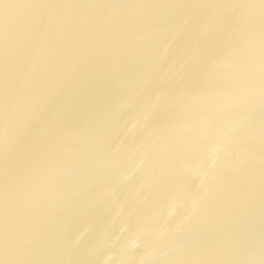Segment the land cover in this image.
Returning a JSON list of instances; mask_svg holds the SVG:
<instances>
[{
	"label": "water",
	"instance_id": "95a60500",
	"mask_svg": "<svg viewBox=\"0 0 264 264\" xmlns=\"http://www.w3.org/2000/svg\"><path fill=\"white\" fill-rule=\"evenodd\" d=\"M0 264H264V0H0Z\"/></svg>",
	"mask_w": 264,
	"mask_h": 264
}]
</instances>
